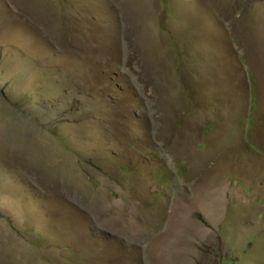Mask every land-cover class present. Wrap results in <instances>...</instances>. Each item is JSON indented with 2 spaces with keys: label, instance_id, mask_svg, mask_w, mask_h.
<instances>
[{
  "label": "rangeland",
  "instance_id": "rangeland-1",
  "mask_svg": "<svg viewBox=\"0 0 264 264\" xmlns=\"http://www.w3.org/2000/svg\"><path fill=\"white\" fill-rule=\"evenodd\" d=\"M0 264H264V0H0Z\"/></svg>",
  "mask_w": 264,
  "mask_h": 264
}]
</instances>
